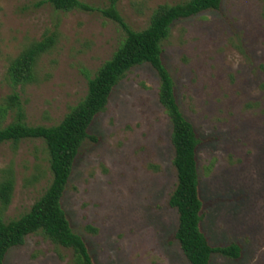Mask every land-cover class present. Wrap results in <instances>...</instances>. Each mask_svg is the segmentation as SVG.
Returning a JSON list of instances; mask_svg holds the SVG:
<instances>
[{
  "label": "rangeland",
  "instance_id": "1",
  "mask_svg": "<svg viewBox=\"0 0 264 264\" xmlns=\"http://www.w3.org/2000/svg\"><path fill=\"white\" fill-rule=\"evenodd\" d=\"M43 1L0 0L1 126L14 119L13 111L1 109L14 91L28 124L60 123L126 36L99 10L109 0H81L96 10L67 12ZM186 1L118 0L117 8L132 29L142 30L161 4ZM263 10L264 0H222L218 9L175 21L163 42L177 101L201 139L202 231L212 246L237 243L242 249L239 259L216 253L211 264H264ZM53 30L55 46L40 57L35 81L15 87L7 74L11 61ZM159 85L151 64L133 67L76 157L62 206L97 264H191L174 236L178 212L169 199L178 179ZM7 168L15 178L5 213L11 220L29 211L50 184L43 140L24 139L16 150L1 143L0 182ZM71 257V250L31 234L3 264H67Z\"/></svg>",
  "mask_w": 264,
  "mask_h": 264
},
{
  "label": "trees",
  "instance_id": "2",
  "mask_svg": "<svg viewBox=\"0 0 264 264\" xmlns=\"http://www.w3.org/2000/svg\"><path fill=\"white\" fill-rule=\"evenodd\" d=\"M45 2L56 10L65 12L75 9L96 10L81 0H44L43 3ZM117 3L118 0H109V6L99 10L117 21L125 30L126 36L112 57L89 78L86 96L70 108L60 123L52 126L28 124L25 121L24 106L16 91L6 98L1 108L4 113L13 111L14 119L6 126L0 125V144L11 142L16 150L24 139L43 140L51 181L29 211L18 218L6 220L5 213L13 198L15 178L11 168L2 171L0 264L4 263L12 248L24 244L31 234H40L55 245L71 250L72 257L67 264H97L84 238L73 230L62 206V198L83 143L93 137L89 131L95 118L107 109L114 88L126 74L133 67L144 63L151 64L159 75V100L172 124L171 142L175 152L173 165L178 180L169 205L178 212L175 239L191 264H211L212 256L216 253L231 259L241 257L242 249L239 244L212 246L202 231L204 203L199 190L197 160L201 139L193 123L180 108L174 80L162 59L163 42L170 36L175 21L206 10L218 9L222 0H188L178 4H161L155 9L149 25L142 30H134L125 22ZM56 40V30L47 31L40 40L31 41L11 61L7 74L15 87L35 81L40 57L55 46ZM151 166L158 168L157 165ZM89 229L97 232L92 226Z\"/></svg>",
  "mask_w": 264,
  "mask_h": 264
}]
</instances>
